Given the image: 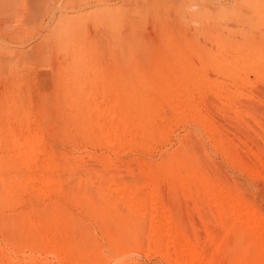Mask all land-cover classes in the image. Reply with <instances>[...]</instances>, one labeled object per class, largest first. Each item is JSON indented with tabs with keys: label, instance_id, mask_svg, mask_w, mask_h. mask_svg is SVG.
I'll return each mask as SVG.
<instances>
[{
	"label": "bare ground",
	"instance_id": "1",
	"mask_svg": "<svg viewBox=\"0 0 264 264\" xmlns=\"http://www.w3.org/2000/svg\"><path fill=\"white\" fill-rule=\"evenodd\" d=\"M262 5H264V1L256 5L255 11L251 15L252 20L258 24L264 21V17H262L259 10ZM103 12L105 11L103 10ZM100 13L97 14L100 15ZM195 14V16L198 15L197 17H209L203 8L199 9L198 13ZM127 15L125 12L124 15H121V13L113 15V23H116L115 26L118 25L115 30L120 25L117 23L124 22L125 25ZM101 17L98 18L97 16L95 19L99 20ZM109 22L111 21L109 20ZM80 24L78 22L77 26L81 27ZM73 25L69 26L74 28ZM84 25L82 26L84 27ZM57 30H60V28H57ZM72 30V32L75 31L74 29ZM62 31L61 29V38L58 37L56 41L52 42V44L55 42L54 46L51 45L53 50L56 48V51L54 50L56 53L57 51L59 53L63 52V56L65 55L64 52L70 53V56H67V62L63 59L62 61L65 60L64 64L60 63V68L56 69L58 77L55 78L58 80H55L54 85L58 93L60 92L59 95H61V108L58 112L55 110V113H58L56 116L60 119H58L59 123L57 124L58 130L63 132V129L66 127L71 128L69 125L73 124V131L80 138L82 137L85 140L84 142L88 143V145L84 144V147L86 145L88 147L90 143H97V147L100 145L99 149L108 147L113 152L112 154H118V151H122L121 147L125 149L124 146H131L132 148L134 145L137 146L136 144L140 145L141 149L148 150L151 145L153 146V143H159L155 142L156 140H166L167 132L164 133L165 130L164 132L160 131L156 124L157 120L159 122L163 117V108H166L171 112L172 119L170 120H172L173 123H171L173 125L174 123L188 124L194 131L203 130L204 132H210L213 149L217 150V152L219 151L227 163L241 171H246L243 161L231 153L234 151L230 150L233 149V147L229 146L232 143L225 141L228 138L225 139L220 134V131H217L218 128H215L217 125L214 126V120L211 118L213 120H211L212 123L208 118L209 114L207 117L206 113L203 114L202 103L200 104V102L206 96H212L215 100L214 104L222 107H233V110H237L234 112L235 114L240 111V106L237 107L236 104L244 101H250V104H254L251 103V98L249 100L240 92V89L242 91L243 87L248 84L245 79L247 73L253 74L257 80L264 83V41L247 43L241 46L236 43L213 39L211 48L202 51L195 49L196 45L191 46L185 42L180 45L178 41L179 44L176 46L165 45L163 51L161 50L162 52H160L161 54L151 57L152 59H149V61L147 57L145 62L144 60L138 62L137 60L141 58L136 59L141 56L136 53L137 50L140 51L139 46H137V42L134 44L130 37L123 32L126 37L123 38V34H121L122 37H120L118 42L115 39L118 38L120 32L117 31L119 34L116 31L114 34L112 33V48L110 44L105 43V45H102L107 48L105 52L102 51L100 53L101 50H99L88 56L84 50L87 47H91L93 42L90 44L85 42L86 45H82L84 47L80 48L74 42L77 37L74 39V35H72L73 41L71 37L67 36L71 38L70 43L63 46L69 30L65 31L67 34ZM79 32L82 33L81 30ZM79 35L82 36L81 38L84 37L83 34L79 33ZM162 37L161 40L165 41L168 35H163ZM83 42L81 40L80 44ZM80 44L78 43V45ZM48 45L47 47H49ZM51 47H49L50 50ZM131 50L134 55L135 53L137 55L135 59H131L133 57V54L130 53ZM125 52L128 54H125ZM102 54L106 56V58L104 57L105 59L110 61L111 65L108 66L110 69L107 68L108 71H105V74L102 71L97 74L93 73V67L90 68L89 66L96 63V60ZM122 54H125V58L127 55H132L130 59H127L129 57L126 58V62L128 60L129 66H132V68L129 67L126 71L123 70V73H115L118 67L126 65ZM57 64L59 65V63ZM126 66L128 67V63ZM88 67L92 72L89 71ZM208 72H211L216 77L223 78L225 82L209 79V76H207ZM16 106L14 104L10 106L3 104L0 112V122L3 125L0 128V208H12L14 204L17 205L19 203L20 197L25 194H33L35 196L33 200L37 199L38 201L49 195H56L55 197L58 199V201L54 200L51 202L52 209L50 212L45 209H39L38 205H30V214H24L23 216L20 214L21 217L19 216L18 222L15 223L21 227L18 237L21 236L23 238L24 236L27 240L23 238V242H19L29 248L30 256H34L42 248L41 250L48 251L50 255L55 256L54 258L62 264L66 259L73 261L74 255H78L79 252L75 253V251L77 252L76 249L80 242L71 244L73 241L69 242L67 239H71L73 234L79 235V233L82 234L84 232L77 225V220L65 209V205L70 204L102 223L109 232L111 231L107 237V251H101L88 238L83 239L81 247L84 246L93 251V255L91 254L90 258V255L88 257L83 255L84 260L91 264H117L127 254L136 253L138 249L133 248L142 244L144 240L147 241V249L151 248L157 251L156 254L158 253L167 264H239L229 263L224 257L236 251H241L242 262L240 264L264 261V242L259 240L257 235L259 230H264V215H260L261 213L259 214L252 205L241 200L238 196V190L234 186H220V183L214 178L215 176H212L211 171H207L202 166L201 161L203 159L201 160L200 156L194 154L191 144L187 142L188 140L180 143L177 150L173 152L169 150L170 153H167L166 158L157 163L150 164L148 161V164L139 160L140 162L137 163L135 171L129 170L131 168L128 169L127 166L126 169L121 166L127 172L139 175V177H149L152 187L144 188V186L142 187L136 182L128 181L125 183L114 176L107 179L98 177L97 172L100 174L101 170L107 171L116 165L113 162L112 166L111 161L107 160L106 154L109 153L104 150L102 155L96 156L95 161L92 160L95 165L98 164V170L88 168L90 163L87 167V164H84L85 161L82 163L83 159L82 161L78 159V155L81 153L76 150L77 148L73 150L74 153L72 154H77V156L75 155L76 157L72 158L70 157L71 155L67 154L47 152L41 147L42 138L38 122L30 119L26 113L27 109H22L20 108L21 106H18L21 113L19 118L10 116V111ZM240 113L238 112L237 115H240ZM245 116L249 117L247 114ZM69 121L71 124L68 125ZM249 121H251L250 117ZM255 122L257 121L255 120ZM14 127L24 131L25 136L22 137L15 132ZM165 129L170 130L167 127ZM203 135L206 136L207 134L205 135L204 133ZM260 135L264 136V132H260ZM67 136L70 137L69 134ZM72 136L75 135L73 134ZM66 137H64V140L70 146L73 145L74 137ZM254 138H257L256 135ZM74 144L76 145V143ZM95 144L92 145L95 147ZM90 148L92 147L90 146ZM150 152L152 153L153 151ZM124 163L126 165L127 162ZM106 171L105 175L106 173H111ZM120 171L122 172V170ZM59 172L73 174L82 172L84 174L74 178L71 176L62 178L57 176ZM35 173L40 176L34 177L33 174ZM162 187L166 188L167 193L165 195L160 192ZM179 202H183V204L188 206L184 214H181L184 216L183 218L173 212V209L179 208ZM156 208L161 211V219L158 217L160 219L159 222L155 218L157 214L154 217ZM31 215L39 218L37 225L31 223L33 225L31 226L28 224L32 218L30 217ZM193 217H197L198 219L196 218V220L201 222L206 220L205 224L207 221L212 220L214 222L213 231L220 232L222 239L220 241L214 240L212 238L213 235L209 233L212 230L208 231L209 229L205 226L206 230L208 229L207 232L204 230L206 242L201 244L197 240L196 242L195 239L194 241L190 240L186 234L190 233V238L191 234H193L192 237H194L197 235H194L197 229L194 230L193 227H190L189 225L191 224L188 227L186 224V228L185 223H190ZM4 220L0 218L1 229L7 226ZM173 221H177V226ZM32 222L34 221L32 220ZM168 224H173L175 231L173 235H168L167 229L165 230V226ZM69 235L70 237L67 238ZM164 237L167 238L165 239ZM255 240H258L259 244ZM15 242L19 243L16 240ZM229 242L234 244L232 245V250ZM204 243L211 246L213 254L220 256L222 259L218 258L219 260L217 261L208 260L206 262L204 260L206 253L204 252L205 254H203ZM14 248L19 247L14 246ZM147 252L149 253V250Z\"/></svg>",
	"mask_w": 264,
	"mask_h": 264
},
{
	"label": "rangeland",
	"instance_id": "2",
	"mask_svg": "<svg viewBox=\"0 0 264 264\" xmlns=\"http://www.w3.org/2000/svg\"><path fill=\"white\" fill-rule=\"evenodd\" d=\"M97 1L98 0H0V112L3 104L5 106L14 104L17 106L12 109L9 114L10 116L19 118V115L21 114L19 109H27L26 113L30 117V119L38 122V126L40 128L39 132L42 138L41 147L47 150V152L52 151V153L55 154H67L69 156L71 155L70 157L72 158L75 155L77 156V154L72 155L74 153L73 150L77 148L76 150L81 153L79 154L80 156L78 155L79 158H77L81 161L83 159L82 163H84L85 161L84 164H87V167L90 163V166L88 168H94L98 170V164L95 165L92 160H96L98 156L102 155V151L104 150L106 151V153H109L106 154V157L108 158L106 159L111 161L112 166L113 162L116 165H114V168L109 169L111 171L107 170L108 172H111L110 174L106 173L105 175L106 170H101L100 174L97 172L98 177L107 179L114 176L117 179L120 178L121 180H119L125 183L128 181L136 182L142 187L144 186V188L152 187L149 177L145 176L144 178V176H142V178L139 177V175L137 176L136 174L127 172L125 170L126 166L128 167V169L131 168L129 170L135 171L137 169V163L140 162L139 160H141V162L143 161L144 163H148V161L150 164L155 162L157 163L165 159L168 152L170 153V151L173 152L177 150L180 146V143L184 141L186 142L188 140L187 142L191 144L194 154L200 156L201 160L203 159V161H201L202 166L207 171H211L212 176H215L214 178L217 182L220 183V186H234V188L238 190V196L241 200L252 205V207H254L259 214L261 213L260 215H264V136L260 135V132H264V83L257 80L253 74L247 73L245 75V79L247 80L248 84L243 87L244 89H242V91L240 89V92L247 98H249V100L251 98V103L254 104H250V101H244L243 103L241 102L242 106L241 103H238L239 105L236 104L237 107L240 106V111H238L241 112L240 115H237L238 112L236 114L234 113L237 110H233V107H222L219 105L217 106V104H214V98L212 96L209 97V95L200 102V104L202 103V106L199 104L202 107L201 109H205L206 111L205 112L202 110L203 114L206 113V117L209 114L208 118L210 119V121L212 119L214 120V126H218H215L216 129L218 128L217 131H220V134L224 136L225 139L228 138V140L225 141H229L228 143H232V145H229L230 147H233V149L230 150H234L231 153L235 157H238L243 161V166L246 171H241L237 167L231 165L230 163H227L220 155L221 153L213 149V143L210 140V132H204L203 130V132L200 130L194 131V129L190 128V125L188 124L181 125L174 123L173 125L172 120H170L172 119L171 112L166 108H163L162 111V119L164 118V121L160 119V121L158 122L157 120L156 124L158 126L157 128H159L160 131L164 132L165 130L164 133L167 132V141L156 140L155 142L159 143H153V146L151 145L150 149L148 150L144 148L141 149L142 147L138 144H136L137 146L132 145L134 147H132L133 149L131 148V146H124L125 149L121 147L122 151H118V154H112L113 152L108 147L104 146L105 149H101L102 147L99 149L100 145L97 147V143V145L95 143H92L95 144V147L97 148H95L91 143V145L89 144V146L87 147L88 143L84 142L85 140L82 137L80 138V136L73 131V124H71L70 121L68 125L71 124L69 125L71 126V128L66 127L67 129H63V132L61 130H58L57 124L59 123V118L56 116V114L58 113H55V110L58 112L61 108V95H59L60 92L58 93L55 88V80H58L55 77H58L57 68H60L62 63L64 64V61L68 59L67 56H70V53L64 52V56L63 52L59 53L57 51L56 53V48H54L55 51L53 50L55 42L54 44H52V42L54 40L56 41L58 37L61 38V29L65 34H67L65 31L69 30L68 34L66 35V39L68 40L65 39V43L63 46H66L68 43H70L71 38L73 41L72 35H74V39L77 37L74 42H76V46L80 48H83L87 42V44L93 42L91 47H87V49L84 50L85 54L89 56L99 50H101L100 53H102V51L105 52L107 48L102 46L105 45V43L110 44L112 48L113 34L115 31H118L120 32V34L117 32L119 35L118 38L115 39L116 42L120 41L119 39L120 37H122L121 34L123 33L129 36L134 44L137 42V46H139L140 51L137 50L136 53L137 55L141 56L137 57L136 53L135 56L132 50L130 53L133 54L134 57H132L131 59H135V57H137L136 59L140 57L142 58L138 59V62L140 60H144L145 62V60H147V57L149 61V59H152L151 57H155L161 54L160 52L163 51V47H165V45L176 46L177 44H179V42L180 45L182 44V42H185L191 46L196 45V48H194L198 51L210 49L213 39H217L222 42H232L242 46L247 43L264 41V21L259 22L258 24L251 18L252 13L255 11L256 5L264 0ZM98 3L100 6L98 5ZM202 8L206 13H208V18L197 17L198 15L195 16V13H198L199 9L201 10ZM103 10L105 12H103ZM117 10H119L120 12ZM259 10L262 17H264V5L260 6ZM96 11L97 13H100L101 11L102 12L100 13V15H98ZM124 12L128 14L127 22H125V25L124 22L117 23L122 26L120 27L119 25L117 30H115V27H117L118 25L115 26L116 23H113V15H118L119 13H121V15H124ZM92 14L94 17L92 16ZM104 15H108L107 18L111 22H109V20ZM97 16L98 18L102 16L99 20L97 19L98 23L95 19L97 18ZM102 18L105 20L103 21ZM78 22L79 24L81 23V27L77 26ZM82 23L85 24L84 27L82 26ZM69 25H73L74 28ZM61 27H63L64 29ZM77 27H80L81 29ZM57 28H60V30H57ZM72 29H74L75 31L72 32ZM79 29L82 31V33L79 32ZM79 33L81 35L83 34L85 38H81L82 36H80ZM125 35L123 34V38L126 37ZM163 35H168V38L165 41H163V39L161 40V37ZM67 36L71 38H68ZM78 37L80 40L78 39ZM81 40L84 42L80 44ZM77 42L80 45H78ZM47 44H49V47L53 45L51 47V50L49 49V47H47ZM82 45L84 46L82 47ZM128 53L125 52V54ZM125 54H122L124 56H122V58H124V63L126 62L127 57H129L127 59H130V56H132L127 55L125 58ZM55 55L57 58L55 57ZM102 56L96 60V63L89 66L90 68L93 67V73L97 74L101 71L102 73H104L105 71H108L107 68L110 69V67H108L109 65H111L110 61L108 59H105L106 56ZM63 59L65 60L62 61ZM57 63H59V65ZM127 63L128 67L126 66ZM126 65H122L123 68L121 66L118 67L119 69L117 68V72L115 71V73H123L124 71L129 69V67L132 68V66H129L128 60L126 62ZM89 71L92 72L90 69ZM207 76H209V79L212 78L218 82H225L223 78L216 77L211 72H208ZM195 98H197V96H195ZM18 106L21 107L19 108ZM253 106L255 109L253 108ZM245 111L246 114L250 117L251 121H249V117L245 116ZM256 111L257 113L255 114ZM225 117L228 119H226ZM244 117H246L247 119H244ZM255 120L257 122H255ZM2 126L3 125L0 122V128ZM165 127L169 128L170 130L165 129ZM257 127H260L259 130ZM14 131L20 134L22 137L25 136L24 131L19 130L18 128L16 129L14 127ZM201 132L207 135L204 136ZM66 133L67 135L69 134L70 137H68ZM73 134L79 137L72 136ZM252 134L254 136L256 135L257 138H254ZM64 137H74L73 139H75V141H72V147L64 140ZM207 141L209 142V144ZM74 143H76V145ZM84 144L87 145L84 147ZM157 144L158 146H156ZM74 146L75 148H73ZM90 146L92 148H90ZM128 148H131L132 150ZM82 150H86V153ZM147 151L153 152L149 153ZM113 155L115 158L113 157ZM91 156L95 158H92ZM80 157L82 158L80 159ZM124 162H127L126 165ZM130 162H133L134 164ZM132 164L134 165V167ZM121 166H124L125 169H123V167ZM119 169L122 170V172ZM35 174H33V176L36 178L40 176H38V173ZM72 174L73 173L59 172V175L57 176L62 178L71 176L74 178L79 177L84 173L79 172L73 175ZM160 192L161 194L165 195L167 193L166 188L162 187ZM55 196L56 195H49L45 198L39 199L38 201L37 199L33 200V198H35L33 194H25L24 196L20 197V201H18L19 203L17 205L14 204L12 208H0V218L2 220L5 219L4 222L7 223L6 227H3L2 229L0 227V264H57L58 261L56 258H54L55 256L50 255L48 251L41 250L42 248H40L39 251L34 255L36 257L30 256L29 248L19 242H23V238H25L24 236L23 238L21 236L18 237L21 227L15 224L18 222L17 220L19 216L21 217L20 214H22V216L24 214H30V205H38L39 209H45L46 211L50 212V210L52 209L50 205L51 202H53L54 200L58 201V199H56L57 197ZM179 205V208L177 207L178 209H173V212L175 215H180L183 218L184 216L181 214H184L185 209H187L188 206H186V204H183V202H179ZM157 207L159 208V206ZM158 208H156V210ZM65 209L75 220H77V225L85 234H73V236L71 235L73 237H71L72 240L67 239V241L69 242L73 241L71 244L77 243L78 241L80 242V244H78V246L80 247L77 246V252L75 251V253L79 252L77 255L79 257H77L75 254L74 257L76 259H70L73 261H68V259H66V261L64 260L62 264H91L87 260H84L83 257L85 255V257H88V255H90V258L93 255V251L84 246V248L81 247L83 245L81 244L83 242V239L88 238L93 244L99 247L101 251H105L108 247V233H111V231L109 232L108 229L104 228L102 223L94 220L92 217L84 213V211L73 205L66 204ZM156 210L154 211L156 212L154 213V217L157 214V217L155 218L158 219L157 221L159 222V220L161 219V211L159 209L157 211ZM30 217L32 218L30 219V222H28V224L31 225L32 223L33 225H37V223L39 222V218H36V216L34 215H31ZM196 218L193 217L190 223H185V227L186 224L187 227L189 224H191L189 225L190 227H193L194 230L197 229L195 230L196 233H194V235L197 234L196 236L192 237L193 234H191L192 239L190 238V233L186 234L188 235L190 240L194 241L195 239V241L197 240L201 244L203 242H206V234L204 233L206 227L209 229H207L208 231L212 230V232L209 233H211L213 237L209 233L208 234L214 240L220 241L222 239V235H220V232L219 234L216 230L213 231L214 222L212 220L207 221V223L205 224L206 220L205 222H201L199 220H196ZM32 220L34 222H32ZM173 223L177 226V221H173ZM168 225L165 226V230L167 229L168 235H173V233L175 232L173 229V224H170L169 226ZM186 233H188V231H186ZM74 235H76V238L74 237ZM257 235L259 240H262V242H264V230H259ZM69 237L70 235L67 238ZM164 238L166 239L167 237ZM15 240L19 243H16ZM24 240H26V238ZM255 241L259 244L258 240ZM31 242L33 241L31 240ZM229 245L232 250V245H234L233 242H229ZM14 246H18L19 248H14ZM81 248H83L84 250H88L84 251ZM203 248V254L206 253V255H204V260H206V262L208 260L217 261L219 260L218 258L222 259L220 256L213 254V249H211V246H208L207 244L205 245L204 243ZM133 249H138V251L129 255L127 254V257L125 256V258H123L124 260H120L121 262L119 261L117 264H167L163 259H161L162 257L158 253V255L156 254L157 251L151 248L147 249L146 240H144L142 244L137 245V247ZM147 250H149V253L147 252ZM169 250L171 249L169 248ZM240 252L241 251H236L233 252V254H227V256H223L226 257L227 262L229 263L240 264L242 262ZM58 264L61 263L58 262ZM252 264H264V261L254 262Z\"/></svg>",
	"mask_w": 264,
	"mask_h": 264
}]
</instances>
